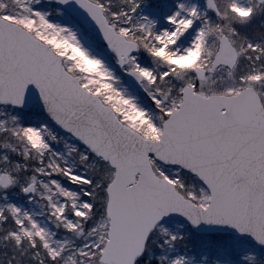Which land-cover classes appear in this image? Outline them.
<instances>
[{"label": "snow or ice", "instance_id": "obj_1", "mask_svg": "<svg viewBox=\"0 0 264 264\" xmlns=\"http://www.w3.org/2000/svg\"><path fill=\"white\" fill-rule=\"evenodd\" d=\"M0 264H264V0H0Z\"/></svg>", "mask_w": 264, "mask_h": 264}]
</instances>
